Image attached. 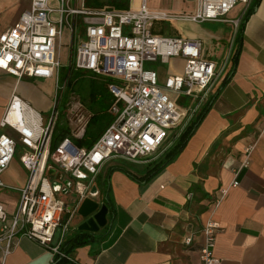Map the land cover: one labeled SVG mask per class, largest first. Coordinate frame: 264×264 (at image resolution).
<instances>
[{
    "label": "built area",
    "instance_id": "obj_1",
    "mask_svg": "<svg viewBox=\"0 0 264 264\" xmlns=\"http://www.w3.org/2000/svg\"><path fill=\"white\" fill-rule=\"evenodd\" d=\"M84 2L31 0L14 27L0 35V69L19 80H51L55 90L47 116L15 93L0 122L1 128L15 134L0 135V186L18 148L19 161L29 174L20 190L18 211L10 216L0 205V245L5 243L7 256L16 249L19 238L25 237L57 259L75 264L63 247L83 202L97 197L101 170L113 160L139 163L166 150L229 77L237 53L233 45L219 68L203 57L201 40L156 35L154 24L226 22L237 31L254 0H196L191 12L150 9L146 0L124 11H89ZM237 6H241L240 14L229 19ZM65 31L69 32V56L68 63L62 64L57 46H61ZM174 59L183 61L182 72L167 74L163 82L158 71L146 67L169 66ZM82 71L113 80L109 91L114 96L110 106L114 120L90 149L74 142L84 137L93 116L69 89L72 73ZM61 121L68 131L52 149ZM247 165L245 161L242 166ZM237 186L239 183L233 182L232 187ZM218 230L213 222L203 227L202 264H221L214 254ZM192 242L193 238H188L185 245Z\"/></svg>",
    "mask_w": 264,
    "mask_h": 264
},
{
    "label": "crops",
    "instance_id": "obj_2",
    "mask_svg": "<svg viewBox=\"0 0 264 264\" xmlns=\"http://www.w3.org/2000/svg\"><path fill=\"white\" fill-rule=\"evenodd\" d=\"M30 6L31 0H0V35L13 28ZM240 9L237 6L228 18L235 20ZM173 25L171 36L201 40L203 57L219 68L232 45L233 51L238 49V30L232 23ZM240 46L228 79L172 163L147 181L146 167L159 155L127 162L137 179L111 170L119 160L101 170L92 201L107 208V222L94 234L97 241L71 254L75 264H202V230L209 222L219 226L214 254L221 264H264V0L246 21ZM182 68V60H171L168 70L158 71L161 82ZM51 83L19 80L0 69V122L15 93L47 116L55 93ZM2 134L15 136L0 127ZM20 152L18 148L1 176L0 205L10 216L18 211L20 190L29 175L19 161ZM245 161L248 165L243 167ZM233 182L239 186L232 187ZM87 220L78 210L70 236ZM191 237L192 244L186 246ZM4 249L2 243L0 264H70L59 263L45 247L25 237L10 255Z\"/></svg>",
    "mask_w": 264,
    "mask_h": 264
},
{
    "label": "trees",
    "instance_id": "obj_3",
    "mask_svg": "<svg viewBox=\"0 0 264 264\" xmlns=\"http://www.w3.org/2000/svg\"><path fill=\"white\" fill-rule=\"evenodd\" d=\"M260 1L261 0H254L253 6L247 12L244 20L242 21L238 29L236 40L237 42H239V45L237 53L235 55L234 65H236L237 62V57L241 47L240 45L242 39V32L246 21L255 11V8L259 5ZM84 7L86 10L89 11L103 9L124 11L130 8V0H85ZM78 75H80V73L77 72V76ZM100 79V81L102 82L100 84V87L97 86L98 84L94 83V80H92L91 83V93L88 99L89 104L87 107L92 112V119L86 129L84 137L80 140H74L76 145L81 148H92L96 141L103 135V133L107 130V128L114 120L113 116L110 114V106L114 102V96L109 91V86L113 83V80L107 77H102ZM93 103H95V105H93ZM210 103H208L203 108L201 113L198 114V116L192 121V123L176 139V141H173L161 155H159L154 161L147 165L146 174L144 176L145 181L149 180L152 176L163 170L167 165L172 163L178 157V155L184 149L187 142L193 136L202 119L205 117L206 113L210 109ZM61 124L62 121L58 125L53 135L51 143L52 149L56 148L58 143L64 139L68 131L66 125ZM111 170L122 171L128 176L137 179V177L132 174L133 165L128 164L127 162L119 160L117 164L112 166ZM98 239L99 238H97L94 234H90L87 232H76L74 235L68 236L64 244L63 250L68 255H71L76 249L89 246ZM59 263H67V261L59 260Z\"/></svg>",
    "mask_w": 264,
    "mask_h": 264
},
{
    "label": "rangeland",
    "instance_id": "obj_4",
    "mask_svg": "<svg viewBox=\"0 0 264 264\" xmlns=\"http://www.w3.org/2000/svg\"><path fill=\"white\" fill-rule=\"evenodd\" d=\"M142 1L143 0H130V8L132 6L133 8L138 7ZM146 1L150 9L165 10L168 12H185L187 8L196 5V0H146ZM152 29L154 34L156 35L171 36L173 34L175 26L173 24H168V23H155ZM68 40H69V32L65 31L61 46L59 45L57 46V57L60 58L62 64L68 63V56H69V49L67 47ZM146 67L154 69L156 71L159 70L166 71L169 68L168 65H160V64H147ZM64 77H65V72L62 71L60 75V79L63 80ZM100 78L102 77L99 78L93 77L92 73L90 72L82 71L78 76H77V72H73L70 78L71 82L69 85V89L75 92L78 100H80L87 107L89 104L88 99L91 93L92 80H94V83L98 84L97 86L100 87V84L102 83L100 81L101 80ZM51 82H52L51 84H53L54 86V82L53 81ZM169 96L173 101L176 102L178 101V97L176 95L170 94ZM93 105H95V103H93ZM181 107L183 108L184 106L181 105ZM173 141H176V139ZM163 152H157L150 158L161 155Z\"/></svg>",
    "mask_w": 264,
    "mask_h": 264
},
{
    "label": "water",
    "instance_id": "obj_5",
    "mask_svg": "<svg viewBox=\"0 0 264 264\" xmlns=\"http://www.w3.org/2000/svg\"><path fill=\"white\" fill-rule=\"evenodd\" d=\"M99 207L100 205L91 199H87L83 202L79 209V214L89 220L78 229L80 232L95 234L99 228L106 225L107 208L105 206Z\"/></svg>",
    "mask_w": 264,
    "mask_h": 264
}]
</instances>
